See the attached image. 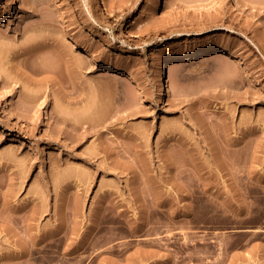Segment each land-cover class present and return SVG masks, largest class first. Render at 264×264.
Segmentation results:
<instances>
[{"label":"rangeland","instance_id":"1","mask_svg":"<svg viewBox=\"0 0 264 264\" xmlns=\"http://www.w3.org/2000/svg\"><path fill=\"white\" fill-rule=\"evenodd\" d=\"M0 264H264V0H0Z\"/></svg>","mask_w":264,"mask_h":264},{"label":"bare ground","instance_id":"2","mask_svg":"<svg viewBox=\"0 0 264 264\" xmlns=\"http://www.w3.org/2000/svg\"><path fill=\"white\" fill-rule=\"evenodd\" d=\"M162 1V0H161ZM45 44H36V45H30V46H27V47H24V51L27 52V53H32V52H35L39 49H41L42 47H44ZM158 49L155 48L153 50L154 51H157ZM56 54L58 56V59H60L59 61L62 62L65 66V70L66 72L68 73L69 76H71L75 70H74V67H72L69 63H68V59L65 58V51L63 52V50L59 49L58 47L56 48ZM203 55H206L205 53L203 52H195V53H178L174 56H171V57H165V58H162L160 59L159 61V66L157 67V79L160 83V91H159V96L160 97H163L165 94H166V89H167V85H165V78H166V62L167 61H178V60H187V59H192V58H199ZM109 71H114V70H117V68H115L114 66H111V68H108ZM107 71V72H109Z\"/></svg>","mask_w":264,"mask_h":264}]
</instances>
